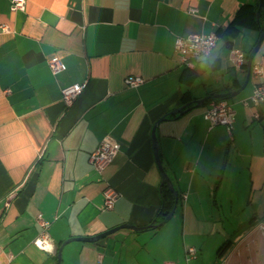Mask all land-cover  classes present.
Returning a JSON list of instances; mask_svg holds the SVG:
<instances>
[{
  "label": "crops",
  "instance_id": "1",
  "mask_svg": "<svg viewBox=\"0 0 264 264\" xmlns=\"http://www.w3.org/2000/svg\"><path fill=\"white\" fill-rule=\"evenodd\" d=\"M243 4L256 0H26L15 11L0 0V264H57L68 237L151 223L161 186L151 128L160 117V159L180 193L165 223L177 214L181 241L173 250V226L148 231L165 223L121 227L66 242L62 264H264V101L241 102L257 78L229 99L230 130L203 117L213 97L169 112L243 83L246 67L232 65L231 48L248 51L259 29L218 36L192 65L174 48L177 36L224 29ZM255 55L264 80V36ZM55 57L63 68L53 73ZM128 74L144 80L127 86ZM76 82L85 85L66 105L61 88ZM105 136L118 149L99 170L88 157ZM107 185L118 192L111 208ZM42 222L52 249L33 243Z\"/></svg>",
  "mask_w": 264,
  "mask_h": 264
},
{
  "label": "built area",
  "instance_id": "2",
  "mask_svg": "<svg viewBox=\"0 0 264 264\" xmlns=\"http://www.w3.org/2000/svg\"><path fill=\"white\" fill-rule=\"evenodd\" d=\"M25 3L26 0H10V9L13 11L24 10ZM1 28L7 29L8 26L6 24H1ZM217 40L218 34L215 31L208 33H190L184 36H177L174 41V48L179 53V58L183 63L192 65L191 58L208 55L215 46ZM231 52L232 65L235 67H242L245 65L247 53L243 49L233 47L231 48ZM48 66L53 73H56L63 68V62L60 58L55 57L48 61ZM250 74L257 78V81L254 83L251 92L246 97L242 98L241 102L245 105H258L264 101V80H262L263 67L260 61L252 60ZM143 80V77L137 74H128L124 77L125 84L130 87H137ZM84 85L85 82H76L63 86L61 88L63 102L69 105L82 90ZM203 117L207 120L209 126L222 124L230 130L234 119V108L228 98H211L208 101ZM117 149V141L110 136H105L99 141L95 149L91 151L88 161L96 169L100 170L111 161ZM102 194L104 208H111L117 199V190L113 186L107 185L103 188ZM42 226L43 229L33 239V243L43 249H52V244L45 231L47 222H42ZM259 226L261 228L264 227L262 223L259 224ZM194 251V247H188L187 249L189 255H192ZM3 264H10V262ZM163 264L175 263L172 261H165Z\"/></svg>",
  "mask_w": 264,
  "mask_h": 264
},
{
  "label": "water",
  "instance_id": "3",
  "mask_svg": "<svg viewBox=\"0 0 264 264\" xmlns=\"http://www.w3.org/2000/svg\"><path fill=\"white\" fill-rule=\"evenodd\" d=\"M263 11H264V0H256L255 19H256L257 23L259 24V35H258L257 40L254 43V45L247 52V59H246V63H245L246 73H245V79H244L243 83L238 88H236L230 92H220V93L207 94V95H204L200 98L194 99L193 105H188V103L179 105V106L171 109L169 111L170 113L185 112L186 110L190 109L192 106L201 105L206 99L211 98V97H213V98H230V97H233L234 95L238 94L241 91V89L244 88V86H245V84L249 78V75H250L251 62H252L253 57H254L262 39H263V36H264V25L261 26L260 21H259L260 14ZM161 118L162 117L158 118L152 125L151 140H152V146H153V152H154L156 165H157L158 170H159L160 175H161V183L165 182L174 193L173 207L170 209V211L162 219H160L157 222L149 223L147 225H135L132 223L124 222V223H121L119 225H116L114 227H111L105 231H102V232L94 234V235H83V236H76V237H68V238L61 241V243L57 249V264H62V255H61L62 246L68 241H71L74 239L86 240V241H95V240L113 232L114 230L121 228V227H127V228H131L133 230H142V229H146L148 227L154 228V227L162 225L172 216L173 211H174L176 204H177V201H178V191L174 187L172 180L170 179L169 175L165 171L163 164L161 162V159H160V155H159V144H158V139L156 136V126H157V124Z\"/></svg>",
  "mask_w": 264,
  "mask_h": 264
},
{
  "label": "trees",
  "instance_id": "4",
  "mask_svg": "<svg viewBox=\"0 0 264 264\" xmlns=\"http://www.w3.org/2000/svg\"><path fill=\"white\" fill-rule=\"evenodd\" d=\"M255 10H256V4L241 5L240 8L237 10L234 18L231 20V22L224 29H218L216 33L218 34V36L224 39H228L229 37L238 34L240 26L259 29V24L256 22L255 19ZM263 19H264V12L261 13L260 21ZM248 51H246V53ZM168 116H170V114ZM178 198H180L179 192H178ZM173 204H174V193L165 182H162L160 186V206L156 217L151 221V223L157 222L160 219H162L173 207ZM228 244L229 241H225L219 248L218 252L220 253L221 251H223L228 246Z\"/></svg>",
  "mask_w": 264,
  "mask_h": 264
},
{
  "label": "rangeland",
  "instance_id": "5",
  "mask_svg": "<svg viewBox=\"0 0 264 264\" xmlns=\"http://www.w3.org/2000/svg\"><path fill=\"white\" fill-rule=\"evenodd\" d=\"M243 46L244 47L247 46L245 44V41H243ZM237 96H239V94H236L233 97H230L228 99L233 100ZM176 217H177V214L173 218H171L167 223H165L164 226H162L163 228H160L161 227L160 226L158 228H154V229L148 230V231H155V230L162 231V229H167V228L173 226L172 227L173 229L171 230L172 231V237L174 239L173 250H175V245L177 246V244L181 241V224H180V219H177ZM121 231H126V229L120 228V229L114 231L113 234L121 233ZM139 233H140V235H143L142 233H147V231H142V232H139Z\"/></svg>",
  "mask_w": 264,
  "mask_h": 264
}]
</instances>
